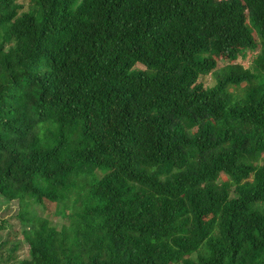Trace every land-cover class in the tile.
Returning a JSON list of instances; mask_svg holds the SVG:
<instances>
[{"label": "trees", "instance_id": "1", "mask_svg": "<svg viewBox=\"0 0 264 264\" xmlns=\"http://www.w3.org/2000/svg\"><path fill=\"white\" fill-rule=\"evenodd\" d=\"M263 154L264 0H0V264H264Z\"/></svg>", "mask_w": 264, "mask_h": 264}, {"label": "rangeland", "instance_id": "2", "mask_svg": "<svg viewBox=\"0 0 264 264\" xmlns=\"http://www.w3.org/2000/svg\"><path fill=\"white\" fill-rule=\"evenodd\" d=\"M18 2H24L25 5H28V0H18ZM254 32V31H253ZM259 49L255 50H245L243 54L239 55L235 62L242 64L245 67H249L254 72L253 60ZM228 63L225 59H219L217 67L221 68L222 66ZM139 67H143L138 64ZM200 81L204 86L209 87L215 83V76L213 74L202 75L199 77ZM233 88H231L232 90ZM244 90V84H242L238 91L242 92ZM264 156V154H263ZM57 205L53 202H45L43 206L35 205L31 207L32 211H35L37 214L47 217L52 224L56 225L57 228H60L63 224H68V220L61 215V213L56 212ZM19 204L17 200H7L5 197L0 195V218L6 221V228L0 231V242H6L4 249L11 247V245H17L16 253L20 257L28 256V247L27 244L22 240L21 235V224L18 216Z\"/></svg>", "mask_w": 264, "mask_h": 264}]
</instances>
